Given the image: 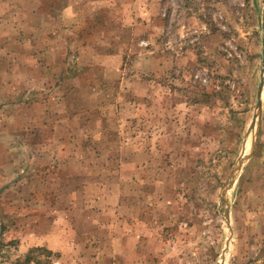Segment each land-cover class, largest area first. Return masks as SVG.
Instances as JSON below:
<instances>
[{
    "label": "rangeland",
    "instance_id": "374dc122",
    "mask_svg": "<svg viewBox=\"0 0 264 264\" xmlns=\"http://www.w3.org/2000/svg\"><path fill=\"white\" fill-rule=\"evenodd\" d=\"M263 15L0 0V264H264Z\"/></svg>",
    "mask_w": 264,
    "mask_h": 264
},
{
    "label": "water",
    "instance_id": "95a60500",
    "mask_svg": "<svg viewBox=\"0 0 264 264\" xmlns=\"http://www.w3.org/2000/svg\"><path fill=\"white\" fill-rule=\"evenodd\" d=\"M263 24H264V15H263ZM263 87H264V76L260 80V84L258 86L257 94H256V108L258 110V120H260L261 117V109H262V101H261V96L263 92ZM239 169V166L237 170ZM237 170H235L237 172Z\"/></svg>",
    "mask_w": 264,
    "mask_h": 264
},
{
    "label": "trees",
    "instance_id": "16d2710c",
    "mask_svg": "<svg viewBox=\"0 0 264 264\" xmlns=\"http://www.w3.org/2000/svg\"><path fill=\"white\" fill-rule=\"evenodd\" d=\"M40 252H45V253H47V254H50L51 252L50 251H48L47 249H45V248H32L29 252H28V256H27V258L26 259H24V261H23V263L22 264H31V260H33V259H31V256H32V254L33 253H40ZM39 256H37V258H38Z\"/></svg>",
    "mask_w": 264,
    "mask_h": 264
}]
</instances>
